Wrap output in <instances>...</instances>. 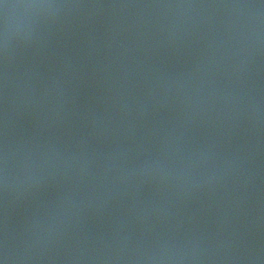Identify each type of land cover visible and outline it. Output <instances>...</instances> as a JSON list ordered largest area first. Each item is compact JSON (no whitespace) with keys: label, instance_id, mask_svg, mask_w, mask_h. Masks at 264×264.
Masks as SVG:
<instances>
[{"label":"water","instance_id":"obj_1","mask_svg":"<svg viewBox=\"0 0 264 264\" xmlns=\"http://www.w3.org/2000/svg\"><path fill=\"white\" fill-rule=\"evenodd\" d=\"M0 264H264V0H0Z\"/></svg>","mask_w":264,"mask_h":264}]
</instances>
